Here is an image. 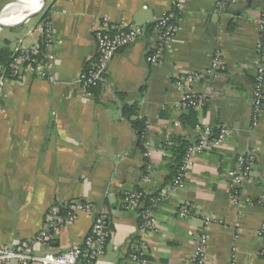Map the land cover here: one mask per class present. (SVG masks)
<instances>
[{
	"label": "crops",
	"instance_id": "1",
	"mask_svg": "<svg viewBox=\"0 0 264 264\" xmlns=\"http://www.w3.org/2000/svg\"><path fill=\"white\" fill-rule=\"evenodd\" d=\"M216 2L53 0L50 8L14 28L15 38L0 49L8 42L14 53L22 40L26 46L38 43L35 30L49 9L57 64L47 79L26 74L8 82L0 100V246L38 255L82 247L93 223L87 213L52 232L50 239L37 238L52 207L83 201L109 219L110 238L98 264H126L140 231L137 216L124 210L123 197L136 189L162 196L170 185L167 165L173 154L164 144L179 137L194 142L198 136L180 122L186 109L177 83L199 72L203 77L192 90L207 99L206 110L199 111L202 127L227 128L231 135L220 148L196 156L184 188L154 209L158 231L145 239L148 257L152 264H189L196 234L210 217L215 223L207 226L205 264H264V207L258 204L264 194V107L259 127H252L264 0H239L222 13ZM176 9L178 33L159 63L150 65L146 49L155 42L153 25ZM30 13L10 25L21 24ZM121 23L148 30L117 53L97 93L88 96L77 81L97 61L95 33ZM217 49L224 71L205 75ZM119 92L127 95L128 104L139 105L148 121L149 159L122 118ZM245 154L255 158V169L236 200L229 173ZM148 164L153 172L145 181ZM186 205L190 214L181 218Z\"/></svg>",
	"mask_w": 264,
	"mask_h": 264
},
{
	"label": "built area",
	"instance_id": "2",
	"mask_svg": "<svg viewBox=\"0 0 264 264\" xmlns=\"http://www.w3.org/2000/svg\"><path fill=\"white\" fill-rule=\"evenodd\" d=\"M238 2L239 0H217V12L222 13L227 7L237 5ZM259 29L260 36L256 46L259 66L254 83L253 129L259 127L260 115L264 107V10L261 15ZM153 30L156 35L155 42L146 49L148 54L147 63L150 65L159 63L164 55L167 43L178 33V25L174 22V15L172 13H164L155 21ZM35 32L40 37L38 43L26 46L25 41H20L9 68H0V100L8 82L18 81L26 74H31L40 79H47L56 67L57 57L53 51L56 42L52 24L49 22L40 24ZM146 33V27L131 23H121L113 27L105 26L96 31L97 62L89 72L83 73L77 81L88 96L93 95L91 88L104 82L110 63L117 53L139 41ZM42 44L44 49H42ZM223 71L222 53L217 49L214 53L211 67L205 75L217 77ZM202 77L203 73L199 72L189 73L180 77L177 85L182 93L181 102L183 107L202 110L206 106V97L200 96L192 90L194 84ZM199 133V141L191 146L186 153L180 174L168 186L162 196L153 199L148 207H144V195L141 192L130 191L123 198L122 205L124 210L131 213L142 210L139 225L140 241L134 245V250L126 264H152L147 254L145 239L153 236L158 231V221L154 214V209L160 202L169 199L184 188L185 180L189 176L190 168L193 166L196 156L220 148L231 135V131L227 128H219L214 131L209 126L200 128ZM144 146L147 148L145 157L149 159L151 152L147 139ZM255 162V158L251 154L238 156L236 168L229 173L234 199L237 200L239 198L245 182L251 179L255 169ZM152 172L153 167L148 164L145 181H147ZM248 202L250 203L251 201L249 200ZM258 204L264 207V194L258 199ZM62 208L61 205H57L50 209L44 231L38 236L37 240L50 239L52 232H57L60 227L73 223L80 213H87L92 217L93 223L90 235L85 239L84 247H76L68 253L38 255L25 248L16 250L8 245H3L0 246V264H98V260L104 255L108 244L107 214L104 211L97 210L91 203L83 201L72 203L67 207L66 211H63ZM190 211L191 205H186L180 211V217H188ZM212 223H215L214 219L210 217L204 219L202 229L196 234L195 248L189 264H205V253L209 244L207 226ZM261 255L264 256V251H261ZM232 264H236V262L233 261Z\"/></svg>",
	"mask_w": 264,
	"mask_h": 264
},
{
	"label": "trees",
	"instance_id": "3",
	"mask_svg": "<svg viewBox=\"0 0 264 264\" xmlns=\"http://www.w3.org/2000/svg\"><path fill=\"white\" fill-rule=\"evenodd\" d=\"M172 14L174 15V22L176 23V25H178L179 10L176 9L174 11V13H172ZM48 16H49V9L46 10V12L44 13L40 24L48 23V21H49ZM146 29L148 30V28H146ZM42 49H44L43 44H42ZM13 56H14V53L12 52V50L10 48V43L7 42L5 44V46L0 49V68L1 69L9 68V66L13 60ZM147 56H148V54H147ZM96 62L93 64V66L96 64ZM92 67H91V69H92ZM101 84L102 83H100L96 87L91 88L92 94L97 93V90ZM126 98H127V95L125 93H121V92L117 93V100L120 104L122 118L126 122H128L133 129L136 147L139 150H141L142 152H146L147 148L144 146V143H145V140H146L145 138H146V134L148 131V121H147V119L140 116L139 105L128 104L126 102ZM206 106H207V104H206ZM206 106L202 110L205 111ZM184 108L186 109V112L181 116L180 122L185 129L198 131V136L195 138L194 142L186 140L183 137H179L176 139H172L168 143L164 144L163 147L170 150L173 154L172 161L167 165V168L170 172V174L167 177V183H169L170 185L175 181V179L180 174V171H181V168L184 164L185 156H186L188 149L191 146L195 145L199 141V138H200L199 129L202 128V124H201L200 119H199V111L200 110L193 109V108H187V107H184ZM217 130L218 129H214V131H217ZM134 191L143 193V195H144V199H143L144 207H148L153 199L159 197V196H150L145 191H143L141 189H136ZM134 191H132V192H134ZM125 195H124V197H125ZM62 210L66 211L67 207L66 208L63 207ZM141 212H142V210H137L136 213H134L137 216L138 225H140V214H141ZM107 228H108L107 230L109 232V219L108 218H107ZM109 238H110V234H109ZM109 238H108V241H109ZM138 241H140L139 234L133 241V248H134V245L138 243ZM82 247H84V245ZM133 250L134 249H131L130 255L132 254Z\"/></svg>",
	"mask_w": 264,
	"mask_h": 264
},
{
	"label": "bare ground",
	"instance_id": "4",
	"mask_svg": "<svg viewBox=\"0 0 264 264\" xmlns=\"http://www.w3.org/2000/svg\"><path fill=\"white\" fill-rule=\"evenodd\" d=\"M18 2L5 6L0 12V25H10L12 23L9 21H13L31 11L32 13L36 12L44 4V0H23Z\"/></svg>",
	"mask_w": 264,
	"mask_h": 264
},
{
	"label": "water",
	"instance_id": "5",
	"mask_svg": "<svg viewBox=\"0 0 264 264\" xmlns=\"http://www.w3.org/2000/svg\"><path fill=\"white\" fill-rule=\"evenodd\" d=\"M50 2V5L48 6L49 8L52 6L53 4V0H44V4L43 6L37 10L36 12L30 13L28 14L23 20L21 24H16V25H0V30H4V29H14V28H21L23 27L26 23H28L31 19L37 17L38 15H40L43 10L45 9L46 5ZM4 9V8H3ZM1 9L0 12L3 10Z\"/></svg>",
	"mask_w": 264,
	"mask_h": 264
},
{
	"label": "rangeland",
	"instance_id": "6",
	"mask_svg": "<svg viewBox=\"0 0 264 264\" xmlns=\"http://www.w3.org/2000/svg\"><path fill=\"white\" fill-rule=\"evenodd\" d=\"M15 1H18V0H0V10L3 9L5 7V5H7L8 3L15 2ZM49 4H50V2L46 5L45 9L48 7ZM9 22H11V21H9ZM17 33L18 32H16V29L1 30V32H0V46H1V44H3L5 42L6 39H14L15 34H17Z\"/></svg>",
	"mask_w": 264,
	"mask_h": 264
}]
</instances>
